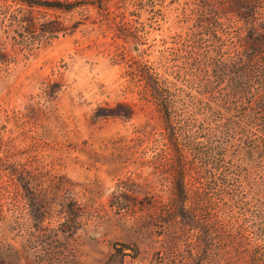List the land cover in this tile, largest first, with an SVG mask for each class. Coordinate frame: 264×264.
Listing matches in <instances>:
<instances>
[{"label": "rangeland", "instance_id": "obj_1", "mask_svg": "<svg viewBox=\"0 0 264 264\" xmlns=\"http://www.w3.org/2000/svg\"><path fill=\"white\" fill-rule=\"evenodd\" d=\"M56 1L0 0V171L11 184L0 252L17 247L18 264H248L255 248L263 260L264 158H233L256 165L260 200H211L220 220L234 216L241 257L211 256L209 200H175L166 125L182 141L179 125L209 119L219 93L209 90V0ZM184 154L196 160L188 145Z\"/></svg>", "mask_w": 264, "mask_h": 264}, {"label": "trees", "instance_id": "obj_2", "mask_svg": "<svg viewBox=\"0 0 264 264\" xmlns=\"http://www.w3.org/2000/svg\"><path fill=\"white\" fill-rule=\"evenodd\" d=\"M19 1L28 5L49 4V0ZM64 1L67 9L95 1L102 8L105 3V0ZM56 2L62 4L59 0ZM261 6H264V0H209V17L205 19H209V66L215 75V83L209 82V90L218 88V96L215 97V104L208 106L209 119L186 120L179 125L178 133L182 141H178L174 126L170 123L166 125L168 140L175 145L177 152L175 200H187L190 196L194 200H209V214L212 213L209 215V232L215 231L217 236L214 243L216 251L211 256L213 259L217 257L216 263L221 258L225 261L234 255L241 257L242 244L235 239L234 216L228 215L227 219L220 220L210 210L213 208L211 200H260L257 191L260 190L261 181L255 180L249 172V168L256 165L241 167L233 158L236 154L264 158V115L259 114L261 109L264 110V19L257 16ZM225 79L226 84L219 87ZM164 106L167 107L166 104ZM204 122L209 123L207 129ZM193 130L194 133L191 132ZM205 131L209 133L207 148L200 139V133ZM217 131L223 139L214 144L211 136ZM238 133L240 136L235 137ZM186 145L197 161L185 159ZM192 170L194 184L189 186L187 178ZM3 175L0 171V199L9 194L11 185L7 183L5 186L1 182ZM8 176V181L13 178L10 174ZM173 220L167 218L164 222L170 225ZM0 221H8L7 216L1 214ZM12 221H15V217ZM257 224L259 228H264V220ZM38 230L43 234L51 229L41 220ZM20 259L22 253L17 247L0 252V264H18ZM248 264H264V259L260 260L255 248H251Z\"/></svg>", "mask_w": 264, "mask_h": 264}]
</instances>
